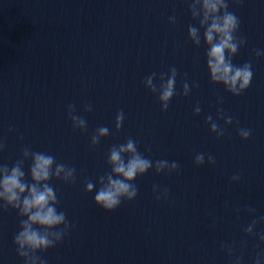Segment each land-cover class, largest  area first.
I'll return each instance as SVG.
<instances>
[{
	"label": "clouds",
	"instance_id": "1",
	"mask_svg": "<svg viewBox=\"0 0 264 264\" xmlns=\"http://www.w3.org/2000/svg\"><path fill=\"white\" fill-rule=\"evenodd\" d=\"M188 11L193 20H197L199 28L189 25L188 39L199 47L201 40L207 46L206 66L209 71L210 80L213 84L223 85L225 90L233 96H239L246 91L253 79L252 64L234 65L232 58L237 54L240 47L246 44L243 37H237L240 27L239 17L229 11L228 0H187ZM170 23H175V17L169 18ZM200 29H203L201 36ZM255 55H264V50H255ZM155 73L146 77L143 81L145 87L153 94L158 95L161 111H167L169 103L176 95L175 83L177 69H169L167 77L160 76L159 86L153 83ZM190 87L187 82L183 84L182 95L187 96ZM92 106L87 105L85 111H91ZM201 108L199 104L194 108V114L199 115ZM68 115L72 121L74 130H86L87 121L76 114V106L68 105ZM220 117L224 119L225 125L233 123L231 116H224L220 112ZM124 121L123 110L117 112L115 117V129H121ZM206 123L210 124V130L216 133L217 137L224 134L223 129L212 120L211 116L206 117ZM238 134L244 140L251 136L248 129H239ZM109 135L107 127H99L91 137V145L99 144L102 137ZM0 143V150L3 149ZM22 156L11 167L7 164H0V209L9 208L17 211L20 219V230L15 234L13 243L16 246L17 254L23 258L24 264H46V261L37 255L38 252L53 248L59 243L71 227L63 211H58V198L55 189L49 181L53 178L61 179L65 183L75 182L76 169L57 163L55 158L45 152L31 151L25 147L21 150ZM31 159L29 175L31 182L25 179L24 162ZM205 162V154L198 153L194 163L202 165ZM208 162L215 163L213 156H208ZM107 164L111 171L98 177L99 187L92 181L85 182V192L92 193L94 203L105 211L111 212L117 209L122 201H132L138 195V187L134 183L138 176H143L150 169H154L157 174L167 171L172 173L179 169L176 161L152 160L146 158L137 147V142L128 138L123 144L113 145L108 153ZM232 180H239L238 175H234ZM158 186H153V191H157ZM168 189H164L162 195L167 196ZM157 200L161 195H157ZM239 211V210H237ZM249 213H254L255 209L249 208ZM264 221V217L260 218ZM257 221L253 220L245 229V235H254V227ZM259 240L264 243V233L259 234ZM222 248L225 246L222 244ZM227 253L231 257L233 248L227 247ZM233 264H242V257H236ZM253 264H264V251L256 256Z\"/></svg>",
	"mask_w": 264,
	"mask_h": 264
}]
</instances>
